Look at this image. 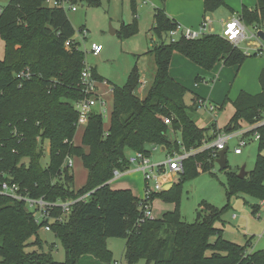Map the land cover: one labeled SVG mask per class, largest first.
Wrapping results in <instances>:
<instances>
[{
    "label": "trees",
    "instance_id": "trees-1",
    "mask_svg": "<svg viewBox=\"0 0 264 264\" xmlns=\"http://www.w3.org/2000/svg\"><path fill=\"white\" fill-rule=\"evenodd\" d=\"M100 1L70 2L99 5ZM44 2L8 0L0 6V36L5 42V54L0 59V172L17 181L31 197L73 201L61 221L49 222L50 231L65 251V260L58 262L48 253L26 251V241L46 221L37 222L34 212L26 210L21 202L0 195V264H77L83 258L109 263V237L125 239L127 264L141 258L146 264H264V249L248 250L251 237L239 244L223 236L217 222L226 205L218 208L202 202L193 222L182 220L181 184L213 168V149L190 154L182 161L178 183L151 194V202L160 198L173 204L159 217L138 222L143 214L140 198L128 188L110 186L114 170L124 172L130 168L128 151L149 155L152 147L159 146L169 153L180 152L181 147L191 151L203 140L215 137L213 125L200 127L194 119L196 101L201 98L194 95L193 104L188 106L184 97L189 90L170 76L172 54L179 52L204 70H211L219 62L239 67L248 57L243 50L213 33L196 39L180 35L167 41V33L177 23L156 7L151 27L156 42L146 52L153 57L155 71L147 90L143 96L138 95L142 83L137 67H132L123 85L110 86L112 108L107 128L102 115L93 111L84 126L81 144L75 145L78 113L74 103L86 96L80 79L85 54L74 40L76 31L65 9ZM222 6H226L223 0H203L204 13ZM239 19L245 26L258 29L264 19V0H257L252 9L243 7ZM135 31L132 23L125 34ZM90 70L94 79L102 80L94 69ZM22 71L29 77H18ZM259 83V93L240 91L231 101L234 111L226 130H235L245 122L255 126L242 136L257 133L259 138L253 169L243 178L226 171L228 198L243 191L264 200V123L257 124L264 120V69ZM226 101L227 97L219 108ZM170 131L177 132L179 140L170 139ZM44 141L48 142L49 152L46 165L41 162ZM75 157L87 171L79 189L74 188L73 173L66 165L68 158ZM252 207L257 210L258 205ZM60 212L55 208L51 214ZM34 243L40 244V240L36 238Z\"/></svg>",
    "mask_w": 264,
    "mask_h": 264
},
{
    "label": "rangeland",
    "instance_id": "rangeland-1",
    "mask_svg": "<svg viewBox=\"0 0 264 264\" xmlns=\"http://www.w3.org/2000/svg\"><path fill=\"white\" fill-rule=\"evenodd\" d=\"M7 1L8 0H0V6H4ZM154 1L155 0H101L99 5H88L78 2L75 5V10H71L68 7L65 9L76 31L74 40L79 43V48L85 54V64L87 66H92L97 74L108 80L111 84H116L118 86L125 83L129 71L132 67L136 66L141 80L147 82L144 90L137 91L139 96L144 95L155 71L153 58L150 56L146 57V54H144V52L152 48L156 41L151 31L153 25V12L156 7ZM220 11H222V9H220ZM132 23L135 24L136 31L126 35L125 32L127 31V27ZM80 29L82 30L80 31ZM111 30H115V32L112 33ZM84 31L85 35H83ZM254 41L255 38L252 37L247 39V42ZM91 43H97L102 46V51L99 55H94L90 52ZM242 45H244V43H242ZM239 47L241 48L242 46ZM4 54L5 42L0 36V59L3 58ZM259 58L264 59V55L248 56L244 62L257 61ZM110 83L103 81L98 84L96 82V93L104 98L105 106L100 107V105H96L92 108V110L97 113L105 108L104 112H102L105 128L108 125L109 114L112 108V96L109 89ZM194 84V78L192 81L184 83L189 90L184 97V101L188 106L193 104L192 98L195 90L192 86ZM199 84L205 87V95H208L211 87V80H207L203 83L200 82ZM237 85L238 82H236L234 87L236 88ZM219 96L224 97V94L220 95L219 93ZM212 103L220 104L221 101ZM74 106H76L75 103ZM233 111L231 102L226 101L221 108L218 106L213 113L209 112L204 107L198 106L197 113L195 112L193 114L194 119L197 120V124L200 127H209L213 123H216L221 130L219 132L231 135L227 140V151L225 154L228 168L222 169L215 162L210 171L200 172L197 176L185 180L180 187L179 212L182 220L193 222L200 203L208 202L218 208L226 205L227 207L222 214L221 221L217 222V225L222 228L223 236L236 243L244 244L246 239L253 235L252 246L255 245L253 248L258 250L264 248V208L259 207L261 200L243 191L236 192L229 198L226 194V171H234L237 174L241 168H244L246 172L251 171L254 167L257 155V139L254 138L255 134L245 137L241 134L252 127V125L240 122L239 128L232 131L226 130ZM84 126L85 125L77 126L73 140L75 145L81 144V135ZM169 137L172 140L174 138L179 140V134L177 132L173 133L170 131ZM241 138L245 140L246 144L241 147V153L236 154L234 149L239 147ZM41 147L43 148L41 162L43 165H46L49 160L48 142L44 141ZM131 153L132 152L128 151L127 155L129 156ZM153 154L156 160L165 157L164 151L161 150L160 146L157 147V150H155ZM262 154L264 155V150ZM72 161L73 163L70 170L74 176V188L79 189L86 181L87 171L79 158H72ZM137 176L132 175L133 180L137 182L134 184L136 190H138V183H140L139 177ZM121 179L123 178L118 180ZM178 181L179 175L172 176V184H177ZM110 182L113 186L118 184H113V180ZM254 204L258 205L255 211L252 210ZM154 205L152 210L153 216H155L158 211H168L173 206L172 203L164 202L160 198H155ZM258 212L260 214L259 217H257ZM232 214L237 215L235 220L231 219ZM249 222L250 226L253 228H251L250 232H247V237H245L242 228ZM261 234L263 236H260ZM36 238L40 240V244L34 243ZM210 240H213V237ZM257 241L259 242L257 243ZM26 244V251L37 250L48 253L53 260L58 262L65 260V251L60 240L52 231L46 230L44 226L38 229L36 235H32L28 238ZM124 244V238L109 237L106 239V246L112 254L109 263L83 258L80 259L77 264H118L119 262L127 264L124 257ZM248 250L251 251L249 247ZM135 264H146V261L141 258Z\"/></svg>",
    "mask_w": 264,
    "mask_h": 264
},
{
    "label": "built area",
    "instance_id": "built-area-1",
    "mask_svg": "<svg viewBox=\"0 0 264 264\" xmlns=\"http://www.w3.org/2000/svg\"><path fill=\"white\" fill-rule=\"evenodd\" d=\"M71 0H45V4L49 6H59L63 9L67 7L71 10H75V5L71 4ZM1 10V9H0ZM210 22L208 17H204L197 28L185 27L180 24H176V27L167 33V41H174L178 36H183L186 39H196L204 34H211L213 32L212 27L209 26ZM259 29H254L251 32H247L245 25L239 19V17H233L225 21L222 26V30L219 35L225 38L227 41L236 45L237 47L242 46L244 54L250 56L264 55V38L258 35ZM85 35V31L83 32ZM249 37L255 38L254 42H247ZM244 43V45H242ZM247 48V49H244ZM102 51V46L97 43L90 44V52L94 55H98ZM18 77H29V73L22 71L17 74ZM82 86L86 96L75 102V109L78 113L77 126L85 125L89 115L93 112L92 108L96 105L100 107L105 106L104 98L96 93V81L92 77L90 67L86 64L84 65L81 76H80ZM111 91V89H110ZM199 107H204L209 112H214L217 109V105L212 104L205 99H198L196 101ZM105 109V108H104ZM104 109H101L98 113L102 115ZM165 123H169V119L164 118ZM264 123L259 122L257 124ZM255 126V125H253ZM231 135L223 134L216 131L215 137L211 141L203 140L202 144L191 151H186L181 147L180 152H167L164 159L160 161H152L149 155L144 152H133L128 156V161L130 167H134L142 173L144 186L143 194L140 198L139 207L143 214L138 219V222H143L146 218H153L152 214V202L150 201V196L152 193H157L164 190V187L171 183L172 176L179 175L182 171V161L188 157L190 154L201 151L204 149H213V156H218V151L227 145V140ZM255 139L259 138V134L255 133ZM246 144L243 138L239 141V147L234 149L236 154L241 153V147ZM157 147H152L151 150H155ZM150 154V153H149ZM72 158L66 160V165L68 167L72 166ZM114 177L120 176L121 171L114 170ZM0 195L6 196L11 200L21 202L28 210H31L35 214V219L37 222L46 221L44 228L50 230L49 222L55 220H62L63 215L69 212V207L73 201H48L43 197H31L26 189H24L17 181L13 180L12 177L8 176L4 172H0ZM260 207H264V200L259 203ZM55 208H60L61 212L55 216L51 212ZM234 217V215H233ZM118 264H122L119 262Z\"/></svg>",
    "mask_w": 264,
    "mask_h": 264
},
{
    "label": "crops",
    "instance_id": "crops-1",
    "mask_svg": "<svg viewBox=\"0 0 264 264\" xmlns=\"http://www.w3.org/2000/svg\"><path fill=\"white\" fill-rule=\"evenodd\" d=\"M223 1L226 6H222L218 8L216 11L211 12V13H204L203 0H166L164 2L160 0H155L154 2L157 8H162L170 18L176 21V23L182 26H185V27L197 28L200 22L203 20V18L208 17L209 22H210L209 26L212 27L214 34H219L221 32L223 23L225 21L233 17H239V14L243 7L252 9L255 7L256 2H257V0H223ZM220 9H222V11H220ZM220 12H223V13H220ZM263 25H264V20L262 21L258 29L264 33ZM245 27H246L247 32H251L252 30H254L252 27H248V26H245ZM146 52H144V54H146ZM148 56L153 58L151 55L146 54V57ZM89 67L91 69H94L92 66H89ZM262 69H264V59L259 58L257 61H245L239 67L226 66L222 64L221 62H219V63H216L215 66L211 70H204L200 66L195 65L193 62H191L188 58L184 57L179 52H174L172 54L171 59H170V64H169V74L172 78H174L176 81L181 83L183 86H185L184 83L192 81V79L194 78L195 84L192 86V88L195 90V92H193V94L196 95L197 98L205 99L206 101L210 103L212 102L217 103L218 101L222 102L223 98L225 97H227L228 100L231 102L238 96L240 91H245L250 94L259 93L261 91V87L259 83V74ZM97 75L100 76L99 74ZM100 77L102 80L97 79V78L95 79V81L98 84H100L103 81H107L108 83H110L108 80H106L102 76ZM197 77L199 78V80H196ZM207 80H211V85H210L211 87L209 89L208 95H205V87L200 85L199 83L206 82ZM140 81L142 84L138 88L139 91L144 90L145 84L147 83L145 80H141V78H140ZM236 82H238V85L235 88L234 86ZM110 86H111V83L109 85V89H110ZM218 92L220 93V95L224 94V97L219 96ZM111 96H112V92H111ZM215 105H218V104H215ZM196 113H197V109H196ZM212 125L213 127H215L216 131H221L220 127H218L216 123H213ZM250 128H248L247 130H249ZM155 150L150 151V154H149L150 159L152 161L162 160V159H158V160L155 159L154 154H153ZM161 150L164 151V155L166 156L167 151L163 148H161ZM132 175H135V176L138 175L137 177H139L140 183H138V190H136V186L134 185L137 182L133 180ZM120 178H123V179L118 180ZM112 180H113V184L118 183V184H115V186L111 185L110 183V186L113 189L128 188L137 197H141L142 196L141 194H143L142 191H143L144 181H143L142 173L138 171L137 169H135L134 167H130L126 171L122 172L120 176L113 178ZM154 201L155 199L152 202V210H153V206H155ZM252 210L255 211L254 209ZM163 211L164 210L158 211L154 217L161 216ZM259 215L260 214L258 212L257 217H259ZM236 218H237V215L232 214L231 219L235 220ZM251 228L253 227L250 226V222L246 223L245 226L242 228L244 231L245 237H247V232H250ZM252 236H250L251 241H250L249 248L251 249V251H255L256 248H253L255 247V245L252 246ZM260 236H263V235L261 234ZM258 242L259 241H257V243Z\"/></svg>",
    "mask_w": 264,
    "mask_h": 264
},
{
    "label": "water",
    "instance_id": "water-1",
    "mask_svg": "<svg viewBox=\"0 0 264 264\" xmlns=\"http://www.w3.org/2000/svg\"><path fill=\"white\" fill-rule=\"evenodd\" d=\"M112 33H114V30L111 31ZM263 33L261 30L258 31V35H260L262 38H264V33L263 35L261 34ZM225 150L226 148H222L218 151V156L215 159V162L218 164V166L222 169L227 167V162H226V158H225ZM246 174V171L244 170V168H241V170L239 171V173L237 174L238 177L243 178ZM173 186L172 183H168L165 187L164 190H168ZM26 210H28V208H26Z\"/></svg>",
    "mask_w": 264,
    "mask_h": 264
}]
</instances>
